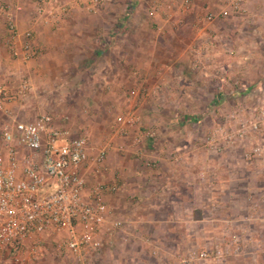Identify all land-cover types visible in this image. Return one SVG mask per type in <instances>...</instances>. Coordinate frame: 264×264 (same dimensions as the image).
I'll return each instance as SVG.
<instances>
[{
  "label": "rangeland",
  "instance_id": "obj_1",
  "mask_svg": "<svg viewBox=\"0 0 264 264\" xmlns=\"http://www.w3.org/2000/svg\"><path fill=\"white\" fill-rule=\"evenodd\" d=\"M230 1L103 0L95 12L65 16L67 30L62 15L46 37L51 48L35 45L26 71L10 55L6 14L32 1L0 0V88L13 92L29 73L28 101L38 103L22 120L48 114L71 137L105 148L85 193L101 185L123 225L81 263L53 234L0 249V264H187L199 252L204 264H264V0H237L236 9ZM179 166L195 171V201L157 205ZM204 179L227 201L210 203ZM188 211L197 222H173Z\"/></svg>",
  "mask_w": 264,
  "mask_h": 264
},
{
  "label": "built area",
  "instance_id": "obj_2",
  "mask_svg": "<svg viewBox=\"0 0 264 264\" xmlns=\"http://www.w3.org/2000/svg\"><path fill=\"white\" fill-rule=\"evenodd\" d=\"M31 1L32 16L22 32L14 20L20 8L6 14L10 55L21 65L36 57L35 27H52L71 7L60 0ZM102 1L86 0L84 8L95 12ZM230 3L238 8L237 0ZM31 87L29 77L22 75L13 92L0 88V115L5 118L0 122V249L19 248L28 240L57 234L65 257L81 263L123 229L106 205L101 185L85 193V176L101 167L105 148L93 149L84 135L71 137L66 129L55 126L48 114L32 120L13 116L5 102L23 101ZM257 126L252 124L253 129ZM239 132L240 138L243 132ZM228 139L231 137L223 138L225 142ZM31 249L35 252V247ZM237 249L231 248V253ZM219 255L215 251L216 259ZM206 259L205 252L192 253L187 264H204Z\"/></svg>",
  "mask_w": 264,
  "mask_h": 264
},
{
  "label": "crops",
  "instance_id": "obj_3",
  "mask_svg": "<svg viewBox=\"0 0 264 264\" xmlns=\"http://www.w3.org/2000/svg\"><path fill=\"white\" fill-rule=\"evenodd\" d=\"M60 1H66L68 3H70L71 7L69 9V11L67 13H65L62 17V19L59 21V26H63V30H67L68 28L72 27V22H70V18L67 19L65 18V16H71L73 15L78 9H84V4L86 0H60ZM30 9L26 12L24 10H22L23 12L18 13L16 15H14V20L16 23V27L17 30L19 32H22L23 30H25L28 27V20L30 19L29 17L32 16V8L31 5H29ZM77 13V12H76ZM28 19V20H27ZM55 25V24H54ZM54 25L52 27H49L48 25H40L38 24V26L35 27V35H33V43L38 46L41 50L46 51L49 48H51L52 44L50 43V41H52L51 39L47 40L46 37L49 34V32H51L50 28H53ZM60 31V30H59ZM58 31V32H59ZM50 36V35H49ZM48 36V37H49ZM54 36V34H53ZM53 36L49 37V38H54ZM54 40V39H53ZM40 54V53H39ZM37 57H35L34 59L28 61L27 63H25L23 65V68H26V71H28V68H32L33 65L36 63L37 61ZM54 58V57H53ZM51 61V60H49ZM17 63V62H16ZM18 65H21L19 63H17ZM19 67V66H18ZM4 70V69H3ZM23 70V69H22ZM25 71V72H26ZM5 73H7V70L2 71V74L4 75ZM1 74V72H0ZM29 73L25 74L28 76ZM27 96H33L35 98L34 92L33 90H31V92H29V94ZM25 100V101H24ZM23 101H18L16 103L13 102H5V107L11 112L16 111L17 113L13 114V116H15L16 118H18L19 120H22L23 118H26V115L28 112H30L31 110L35 109L37 107V103L38 102H30L28 101V97L26 99H24ZM1 117V115H0ZM5 119V118H3ZM34 119V118H33ZM4 121V120H2ZM175 174L178 175V178L180 176L179 179H174V185L169 183H163L160 187V191H171L170 197H166L164 203L162 202L163 200L160 199L159 203H157V205L162 206V205H169L172 207H176L179 206L180 203L182 201H184V198L186 197L185 201L187 200L188 204H191L192 202H194V199H191V193L193 191V193L196 194V174L195 171L193 172V169L188 168V167H182L179 166L177 167L176 170L173 171V178H175ZM185 175V176H184ZM183 176V178H182ZM177 178V177H176ZM182 178V179H181ZM167 179V178H166ZM184 181V184L181 186L180 183L181 181ZM204 184L203 187L209 188V194L213 197L209 202L212 203V201H219V202H225L227 201V199L224 198L223 201L219 200V198L214 197V193L213 192H217L221 191L220 195L225 194L227 195V192L225 191V189L223 190V187L217 184H213L211 183H207L208 181L206 179L203 180ZM212 192V193H211ZM217 194V193H216ZM208 195V196H210ZM149 209V206H148ZM190 212L188 211L186 215H182L180 212L179 213H174L171 216V218H173V222H183L184 218L186 220H188L189 222H197V219H192L188 214ZM125 220H129V218H124ZM167 254H169L167 252ZM245 255V253H243V256Z\"/></svg>",
  "mask_w": 264,
  "mask_h": 264
}]
</instances>
